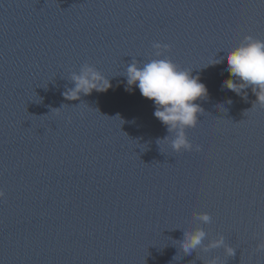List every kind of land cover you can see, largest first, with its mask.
Returning <instances> with one entry per match:
<instances>
[{"label": "clouds", "instance_id": "9594fccd", "mask_svg": "<svg viewBox=\"0 0 264 264\" xmlns=\"http://www.w3.org/2000/svg\"><path fill=\"white\" fill-rule=\"evenodd\" d=\"M154 47L168 49L171 45L155 43ZM161 55V52L156 53L158 57ZM227 60L229 66L225 72H230L235 79L225 81L222 89L245 97L250 89L256 96L253 107L257 104L264 107V40L251 35L245 36L238 51L228 55ZM213 63L220 61L216 60ZM124 75L127 77L129 90L132 86H137L142 96L154 100L156 105L154 116L167 126L169 133L174 134L171 137L165 136L159 141L170 140L172 148L177 152L192 150L193 145L188 139L186 129L197 126L199 116L205 110L196 101L208 96L207 86L200 81L199 76H193L192 70L181 68L167 57L152 59L142 67L138 60L133 59ZM71 79L74 81V87L68 88L63 93L68 100L80 99L81 93L87 95L93 90L102 92L112 87L111 81L91 64H84L80 73H73ZM228 103L231 101L229 100ZM196 150H202V147L197 145ZM4 195L0 190V197ZM198 219L203 223H209L211 217L205 212ZM205 236L206 233L202 228L198 229L195 235L185 233L181 242L183 251L192 256L203 244ZM213 246L223 247L227 256L236 255V249L225 245L223 237L213 242ZM257 247L264 250V244H259Z\"/></svg>", "mask_w": 264, "mask_h": 264}, {"label": "water", "instance_id": "95a60500", "mask_svg": "<svg viewBox=\"0 0 264 264\" xmlns=\"http://www.w3.org/2000/svg\"><path fill=\"white\" fill-rule=\"evenodd\" d=\"M89 0H0V160Z\"/></svg>", "mask_w": 264, "mask_h": 264}]
</instances>
